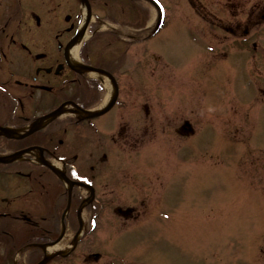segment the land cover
Returning <instances> with one entry per match:
<instances>
[{
    "label": "flooded vegetation",
    "instance_id": "obj_1",
    "mask_svg": "<svg viewBox=\"0 0 264 264\" xmlns=\"http://www.w3.org/2000/svg\"><path fill=\"white\" fill-rule=\"evenodd\" d=\"M78 16L76 0H0V264H42L47 257L43 264H126L123 243L153 225L161 205L158 172L143 166L142 148L158 136L164 147L175 136L196 135L179 130L196 125L189 109L164 116L161 103L145 94L138 62L126 74V53L89 56L114 84L70 69L63 49ZM166 17L172 43L182 41L184 55L198 60L177 85L185 97L196 74L204 91L218 86L222 96L223 77L237 84L238 61L245 60L251 79L244 95L261 104L264 121V0H169ZM106 87L116 94L105 114L58 117L67 102L97 110L114 97H106ZM222 104L221 116L233 102ZM170 184L166 201L183 206L186 191ZM140 255L129 264H141Z\"/></svg>",
    "mask_w": 264,
    "mask_h": 264
},
{
    "label": "rangeland",
    "instance_id": "obj_2",
    "mask_svg": "<svg viewBox=\"0 0 264 264\" xmlns=\"http://www.w3.org/2000/svg\"><path fill=\"white\" fill-rule=\"evenodd\" d=\"M163 1L168 3V0ZM153 42L155 50L157 47L163 48L166 56L163 62L166 64L174 62L182 73L184 65L187 67L189 63V58L184 55L186 45L182 41ZM159 69L163 70L161 67ZM239 76L243 78L245 87L246 76L241 73ZM153 86L160 93L166 94L165 99L163 97L160 99L162 105L173 107L167 84L162 86L155 82ZM218 88L214 86L204 91L198 83H191L188 88L190 103L194 101L204 107L206 113L213 114L216 106H219L222 100L228 99L232 90L238 93L243 90L241 84H237V88L223 87L224 93L221 98ZM246 108L239 101L235 113L239 121L233 123L235 124L233 141L226 136L218 139L216 132L219 131V127L212 125L205 128L208 123L205 126L201 122L197 125L199 132L205 128V147L210 149L219 147L222 150L224 165L219 168L222 169L221 177L216 174L217 170L211 167L216 164L214 157L211 156L207 161L211 166L194 162L192 152H195V149L191 145L185 163L183 154L179 152L183 148L182 141H175L179 154H173L176 149L171 153L161 146L156 148L155 156L151 154L152 158L157 159L159 168L165 172L162 178L166 179L168 174V178L171 179V171L174 170V178L177 179V173L180 172L179 177L183 184H179L178 187H189V205L186 216H158L153 225L143 229L141 237L144 242L138 238L133 244L142 255L149 256L154 252L158 264H264L263 195L262 192L259 194L253 189L244 174L238 175L241 167L237 169L238 154L234 152L235 149L253 147L251 138L248 139L250 131L246 127ZM255 116L258 117L255 139L262 142L264 129L259 127L263 112L256 110ZM231 126L225 132L232 131ZM179 161L182 164L178 168L176 163ZM250 164L254 169L257 168V163ZM167 169L169 173H166ZM184 171L185 178L182 176ZM163 207L167 209V204ZM123 244L128 249L132 247L128 242Z\"/></svg>",
    "mask_w": 264,
    "mask_h": 264
},
{
    "label": "bare ground",
    "instance_id": "obj_3",
    "mask_svg": "<svg viewBox=\"0 0 264 264\" xmlns=\"http://www.w3.org/2000/svg\"><path fill=\"white\" fill-rule=\"evenodd\" d=\"M80 44H81V43L77 44L74 48H72V49L70 50V58H71V60H75V59H76V57H77V52H78V49H79V47H80Z\"/></svg>",
    "mask_w": 264,
    "mask_h": 264
},
{
    "label": "water",
    "instance_id": "obj_4",
    "mask_svg": "<svg viewBox=\"0 0 264 264\" xmlns=\"http://www.w3.org/2000/svg\"><path fill=\"white\" fill-rule=\"evenodd\" d=\"M75 42H72L70 45L72 46ZM84 70H90L89 67H84Z\"/></svg>",
    "mask_w": 264,
    "mask_h": 264
}]
</instances>
